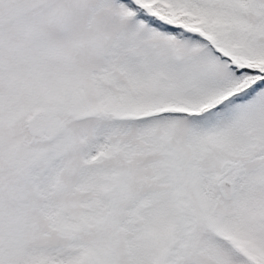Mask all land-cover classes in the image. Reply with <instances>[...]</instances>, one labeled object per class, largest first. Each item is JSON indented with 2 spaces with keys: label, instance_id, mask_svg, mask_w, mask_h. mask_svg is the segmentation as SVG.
<instances>
[{
  "label": "snow or ice",
  "instance_id": "6c2138e0",
  "mask_svg": "<svg viewBox=\"0 0 264 264\" xmlns=\"http://www.w3.org/2000/svg\"><path fill=\"white\" fill-rule=\"evenodd\" d=\"M0 264H264V0H0Z\"/></svg>",
  "mask_w": 264,
  "mask_h": 264
}]
</instances>
